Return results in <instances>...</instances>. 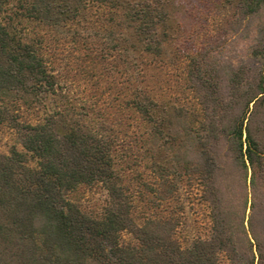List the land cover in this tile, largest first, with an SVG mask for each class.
Returning <instances> with one entry per match:
<instances>
[{
    "label": "trees",
    "instance_id": "trees-1",
    "mask_svg": "<svg viewBox=\"0 0 264 264\" xmlns=\"http://www.w3.org/2000/svg\"><path fill=\"white\" fill-rule=\"evenodd\" d=\"M198 3L213 34L187 32L175 0H0L17 142L0 264H264V0ZM254 19L238 54L228 35Z\"/></svg>",
    "mask_w": 264,
    "mask_h": 264
},
{
    "label": "rangeland",
    "instance_id": "rangeland-1",
    "mask_svg": "<svg viewBox=\"0 0 264 264\" xmlns=\"http://www.w3.org/2000/svg\"><path fill=\"white\" fill-rule=\"evenodd\" d=\"M175 8L179 9V17L182 25L185 27L187 32L195 31L199 24L204 26L202 34L209 33L213 34V31L218 29L220 24H222V18L219 15L212 13L208 15V12L199 10L201 7L198 3V0H175ZM186 11V12H185ZM262 28V20L254 19L242 23L235 32H231L228 35L230 40V46L238 51V54L242 51H245L246 47L257 38L259 31ZM197 31V30H196ZM189 32V33H190ZM114 57L110 58L107 62L109 68L111 65L115 66V63L112 62ZM79 92L74 91V95L79 98ZM17 145L16 135L14 131L7 127L3 126L0 129V152L8 153L10 148ZM83 194V195H82ZM83 204L86 208L95 209L100 206L104 199V191L99 188H94L92 190H85L82 192ZM185 198V196H184ZM187 204V216L190 221H192L196 216L195 212L198 210L196 205H192V202ZM123 240L129 241L130 236L128 234L123 235Z\"/></svg>",
    "mask_w": 264,
    "mask_h": 264
}]
</instances>
